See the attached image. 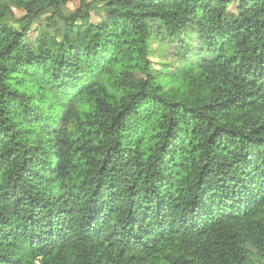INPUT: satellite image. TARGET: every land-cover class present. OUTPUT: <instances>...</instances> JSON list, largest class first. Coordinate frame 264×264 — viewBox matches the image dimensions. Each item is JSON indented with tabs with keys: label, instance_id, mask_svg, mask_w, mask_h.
<instances>
[{
	"label": "trees",
	"instance_id": "obj_1",
	"mask_svg": "<svg viewBox=\"0 0 264 264\" xmlns=\"http://www.w3.org/2000/svg\"><path fill=\"white\" fill-rule=\"evenodd\" d=\"M141 254L264 264V0H0V264Z\"/></svg>",
	"mask_w": 264,
	"mask_h": 264
},
{
	"label": "rangeland",
	"instance_id": "obj_2",
	"mask_svg": "<svg viewBox=\"0 0 264 264\" xmlns=\"http://www.w3.org/2000/svg\"><path fill=\"white\" fill-rule=\"evenodd\" d=\"M56 2H59L60 0H55ZM64 3L67 5V7L71 10H74L76 8V3H77V0H64ZM13 13L15 16H19L20 14H22V11H19V10H16L14 9L13 10ZM91 18L92 20H97L98 19V15H96L95 13H91ZM6 22H10V23H13L14 22V17L13 16H7L6 17ZM36 34V30H32L29 35L27 36V40L28 41H32L34 39V36ZM154 48H157L156 47V44H154ZM171 59L170 56H168L167 60ZM154 64H155V67L156 68H159L160 65H159V53L158 51L156 52V55L152 58ZM142 256V263L144 264H153L149 258H147L144 254H141Z\"/></svg>",
	"mask_w": 264,
	"mask_h": 264
}]
</instances>
